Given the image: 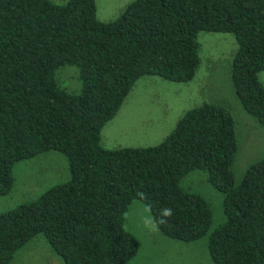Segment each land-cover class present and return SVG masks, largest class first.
Returning <instances> with one entry per match:
<instances>
[{
	"label": "trees",
	"instance_id": "16d2710c",
	"mask_svg": "<svg viewBox=\"0 0 264 264\" xmlns=\"http://www.w3.org/2000/svg\"><path fill=\"white\" fill-rule=\"evenodd\" d=\"M200 31L231 33L230 81L241 108L264 127V0H130L109 21L94 0H0V195L11 167L54 150L68 179L0 212V264L42 234L64 264H127L135 237L124 230L132 200L149 210L161 235L192 241L206 235L214 264H264V157L238 182L232 118L220 105L185 111L157 144L106 149L99 131L134 82L156 75L189 81L198 66ZM77 69L68 93L54 72ZM202 170L221 194L223 221L209 231L210 208L179 180ZM171 209L170 216L164 210Z\"/></svg>",
	"mask_w": 264,
	"mask_h": 264
},
{
	"label": "rangeland",
	"instance_id": "374dc122",
	"mask_svg": "<svg viewBox=\"0 0 264 264\" xmlns=\"http://www.w3.org/2000/svg\"><path fill=\"white\" fill-rule=\"evenodd\" d=\"M64 3L66 0H50ZM130 0H94L95 17L109 21ZM198 66L186 82H173L156 75L139 77L116 113L99 131L100 145L106 149L144 147L159 143L181 115L202 103L220 105L229 112L234 126L236 151L230 165L234 182L246 166L264 157V127L240 106L231 85V60L236 42L231 33L200 31ZM57 85L68 93H77L80 82L73 65H63L54 72ZM264 86V71L257 73ZM12 184L7 194L0 195V212L29 201L46 188L68 179L67 161L59 151L49 150L15 162L11 167ZM179 186L199 194L210 208L209 231L224 219L221 194L209 184L206 173L193 170L179 180ZM124 230L137 243L135 254L127 264H214L206 249V235L192 241H177L160 234L148 208L132 200L124 212ZM9 264H64L38 234L13 254Z\"/></svg>",
	"mask_w": 264,
	"mask_h": 264
},
{
	"label": "clouds",
	"instance_id": "9594fccd",
	"mask_svg": "<svg viewBox=\"0 0 264 264\" xmlns=\"http://www.w3.org/2000/svg\"><path fill=\"white\" fill-rule=\"evenodd\" d=\"M172 214V210L171 209H165L164 210V216L167 217V216H170Z\"/></svg>",
	"mask_w": 264,
	"mask_h": 264
}]
</instances>
